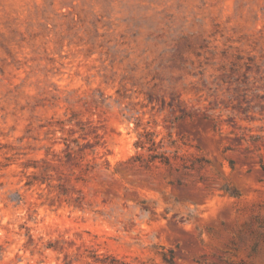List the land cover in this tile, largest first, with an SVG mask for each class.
<instances>
[{
	"label": "rangeland",
	"instance_id": "374dc122",
	"mask_svg": "<svg viewBox=\"0 0 264 264\" xmlns=\"http://www.w3.org/2000/svg\"><path fill=\"white\" fill-rule=\"evenodd\" d=\"M264 264V0H0V264Z\"/></svg>",
	"mask_w": 264,
	"mask_h": 264
},
{
	"label": "trees",
	"instance_id": "16d2710c",
	"mask_svg": "<svg viewBox=\"0 0 264 264\" xmlns=\"http://www.w3.org/2000/svg\"><path fill=\"white\" fill-rule=\"evenodd\" d=\"M171 264H175V262L174 261H172V263Z\"/></svg>",
	"mask_w": 264,
	"mask_h": 264
}]
</instances>
